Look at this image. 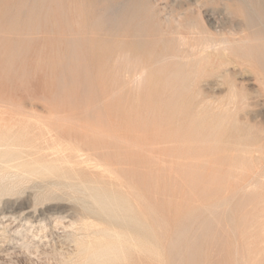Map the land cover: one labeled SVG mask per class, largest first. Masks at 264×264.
<instances>
[{"label":"rangeland","instance_id":"rangeland-1","mask_svg":"<svg viewBox=\"0 0 264 264\" xmlns=\"http://www.w3.org/2000/svg\"><path fill=\"white\" fill-rule=\"evenodd\" d=\"M0 264H264V0H0Z\"/></svg>","mask_w":264,"mask_h":264},{"label":"bare ground","instance_id":"bare-ground-1","mask_svg":"<svg viewBox=\"0 0 264 264\" xmlns=\"http://www.w3.org/2000/svg\"><path fill=\"white\" fill-rule=\"evenodd\" d=\"M194 55H195V53H194ZM194 55H192V57L190 58L191 60H195L196 57ZM190 59H188V60H190ZM146 73H147V67H141L140 70L136 73L133 82H138V84H139V82H141L143 80V77L145 76ZM231 91H233V90H231ZM251 186H254V185H251Z\"/></svg>","mask_w":264,"mask_h":264}]
</instances>
